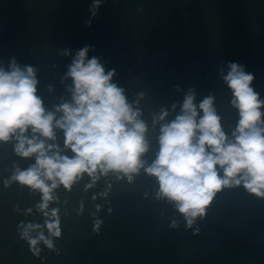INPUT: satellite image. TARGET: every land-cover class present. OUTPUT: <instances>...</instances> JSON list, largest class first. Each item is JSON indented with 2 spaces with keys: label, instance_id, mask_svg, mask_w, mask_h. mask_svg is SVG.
<instances>
[{
  "label": "clouds",
  "instance_id": "clouds-1",
  "mask_svg": "<svg viewBox=\"0 0 264 264\" xmlns=\"http://www.w3.org/2000/svg\"><path fill=\"white\" fill-rule=\"evenodd\" d=\"M102 2L92 0L85 26H91ZM94 50L89 45L74 54L60 49L59 55L71 56V62L60 79L63 91L47 104L38 90L36 67L21 66L15 58L0 63V148H10V167L0 183L39 197L22 210L38 219L17 226L19 239L34 256L44 248L59 253L56 241L67 204L59 193L80 185L85 192L100 186L91 198L106 199L114 183L134 185L147 177L152 188L143 197L173 210L170 229H178L183 220L193 235L200 233L199 222L225 190L243 189L264 200V99L243 65L228 62L219 70L233 113L226 124L216 94L201 97L192 87L182 101L146 113V92L130 97L113 80L115 69L106 70L98 56L89 58ZM44 90L51 94L54 89L49 84ZM84 207L81 200L77 215ZM102 209L96 204L92 213L96 234L104 223L98 215ZM15 210L21 211L19 205Z\"/></svg>",
  "mask_w": 264,
  "mask_h": 264
},
{
  "label": "rangeland",
  "instance_id": "rangeland-1",
  "mask_svg": "<svg viewBox=\"0 0 264 264\" xmlns=\"http://www.w3.org/2000/svg\"><path fill=\"white\" fill-rule=\"evenodd\" d=\"M174 1L184 16L149 39L118 50L122 42L133 38L129 35L142 33L139 27L149 17V9L135 4V0H103L90 27L85 26V21L90 19L92 0H0V63L15 58L21 66L32 65L82 34L85 36L78 38L81 41L75 49L89 45L95 49L89 52V58L105 56L106 70H116L113 80L125 86L130 97L144 90L146 113L162 104L182 101L184 92L192 87L201 97L215 93L217 107L226 120L230 109L219 70L228 62L243 65L251 47H256L257 52L260 49L258 53L264 57V0H204L197 6L195 0ZM189 5L193 7L189 9ZM112 14L125 22V29L104 39L96 33V24ZM263 73L259 64L254 76L259 79ZM48 82L44 77L38 88ZM9 154L10 148L0 151V179L10 167ZM131 186L114 183L108 198L96 200L91 197L100 188L85 192L80 185L71 193L61 191V200H67V204L62 206V236L56 241L59 253L44 248L36 257L27 243L19 239L17 226L21 221L38 219L35 215H23L22 210L39 197L15 185L5 189L0 183V264H70L65 244L80 234L81 217L93 213L96 204L107 206L114 195ZM81 200L84 212L77 215ZM17 205L20 212L15 210Z\"/></svg>",
  "mask_w": 264,
  "mask_h": 264
},
{
  "label": "trees",
  "instance_id": "trees-1",
  "mask_svg": "<svg viewBox=\"0 0 264 264\" xmlns=\"http://www.w3.org/2000/svg\"><path fill=\"white\" fill-rule=\"evenodd\" d=\"M201 1L204 0H195L194 4L197 6ZM134 3L146 5L142 7L149 9V17L139 27L142 33L129 35L133 38L122 42L118 50L149 39L184 16L174 0H135ZM115 17L118 16L112 14L100 20L96 33L104 39L123 33L125 22ZM84 36L77 35L64 47L54 49L30 65L38 69L40 82L44 77L50 81L38 88L46 104L63 91L60 79L65 66L71 62V56L59 55L60 49H70L74 54L75 46L81 41L78 42V38ZM248 51L243 66L254 75L259 64L264 69V57L256 47ZM99 58L102 63L106 59L105 56ZM46 65L49 69H44ZM49 84L54 89L51 94L44 90ZM253 87L264 99V73L259 79L254 76ZM232 120L233 113L229 110L225 122ZM151 188L150 179L140 177L130 189L114 195L98 214L104 220L99 234L92 231V213L81 217L80 234L65 244L70 264H264V200L249 196L243 189L225 190L218 194L206 218L199 222L200 233L193 235L191 230H185L183 220L178 229L169 228L174 212L162 202L143 197L144 191L150 192ZM108 208L112 209L111 213Z\"/></svg>",
  "mask_w": 264,
  "mask_h": 264
}]
</instances>
